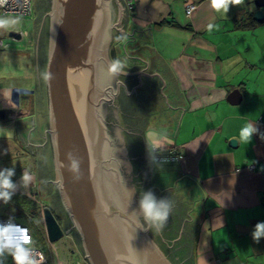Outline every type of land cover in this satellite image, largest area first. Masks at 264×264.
<instances>
[{"label": "water", "instance_id": "95a60500", "mask_svg": "<svg viewBox=\"0 0 264 264\" xmlns=\"http://www.w3.org/2000/svg\"><path fill=\"white\" fill-rule=\"evenodd\" d=\"M254 3L257 10L253 18L261 23L264 0ZM112 34L114 39L125 35V74H139L141 87L147 89L143 97L147 100L143 103L147 115L144 132L155 129L174 138L188 105L171 69L154 50L151 26L136 27L130 21L125 0H53L46 70L48 107L37 103V125L34 116L17 120V126H22L16 127L20 140L29 144L35 130L41 134L35 143L50 136L60 197L73 229L80 234L82 245L77 246L90 264H182L184 260L183 264H195L198 222L204 216L203 191L188 176L176 181L175 188L163 192L152 188L153 164L145 135L149 171L138 175L137 183L131 187V178H126L122 169L121 137L118 132L109 136L101 117L103 105L115 96L114 89L104 85L116 74L109 71L112 62L108 45ZM8 35L22 39L18 32ZM35 47L34 35V50ZM237 96H241L239 91L232 93L231 98ZM44 111L46 121L39 114ZM0 116H5L4 110ZM230 144L234 146L236 140ZM69 151L78 161L75 169L67 158ZM41 189L44 190L39 186L41 202H45ZM148 191L157 201L167 199L173 203L164 226L152 227L156 241L139 211L141 194ZM43 218L48 240L54 244L66 232L49 207L43 209ZM187 245L189 249L178 253L174 250ZM169 252L174 254V260L169 258Z\"/></svg>", "mask_w": 264, "mask_h": 264}, {"label": "crops", "instance_id": "0c3cea01", "mask_svg": "<svg viewBox=\"0 0 264 264\" xmlns=\"http://www.w3.org/2000/svg\"><path fill=\"white\" fill-rule=\"evenodd\" d=\"M188 3L196 5L191 17ZM127 6L136 27L151 26L154 50L188 105L174 138L155 129L144 132L153 164L151 187L163 192L188 176L203 191L195 264H264V238L259 243L252 238L255 225L264 222V21L253 18L254 0L230 5L228 12L213 9L210 0H132ZM237 91L241 96L231 98ZM22 95L11 108L2 105L0 127L16 128L17 120L37 116L33 97L25 106ZM10 111L13 125L6 119ZM248 122L258 132L250 142L241 141L239 131ZM3 140L2 148L6 144L12 152V137ZM173 149L183 156L180 161L156 160Z\"/></svg>", "mask_w": 264, "mask_h": 264}, {"label": "flooded vegetation", "instance_id": "af4514ba", "mask_svg": "<svg viewBox=\"0 0 264 264\" xmlns=\"http://www.w3.org/2000/svg\"><path fill=\"white\" fill-rule=\"evenodd\" d=\"M52 12L53 0H33L32 15L34 17V22L32 34L35 35L36 38V47L35 50H33V56L35 58V65L33 70L34 85L33 89L30 90L22 88L28 91L30 97H34V104L37 105V103H39L43 108L47 106L48 101L47 82L43 77V73H45L47 70V63L49 58ZM124 36L125 35L118 36V38L114 39V36L112 34V38L109 41L110 44L108 45V56L111 62L112 60H120L122 68L120 71L116 72V74L113 75L114 77L112 81L108 80V84L104 83L105 87L111 86L112 89H114L113 94L115 96H113L112 102L105 103L103 105L101 110V117L103 118V122L107 127L109 136H114L116 132H118L121 137L122 148H124V154L121 155L124 159L122 169H124L123 171L126 175V178H131L130 185L132 187V185H134L133 183L136 182V178L138 175H146L149 171V160L144 152V129L146 128L147 124V115L145 108H143V103H147V100H144L143 97H145V91H147V89L144 88L145 86L141 87L139 74H135L131 77L125 74V72L127 71V67L125 65L127 57L126 53L123 50L125 49ZM24 37L22 36V39ZM132 72L135 73V71ZM154 87V83H151V89H153ZM39 114H41L42 120L46 121L47 113L45 114L44 111L39 112ZM14 115L15 113H13V111H10L6 114V119H8V123L10 122L9 124L13 125L16 123H12ZM34 117L39 118V115L35 116L34 114ZM21 127L22 126L20 125V127L18 128ZM38 136H41V134L39 135V131L35 130V132H33L31 136L33 137V139L30 138L31 141L29 142V144L27 142H23V140H18L14 151L16 152V148L18 146L23 150L22 153L25 154V157L23 159V156L15 157L13 155L14 157H12L13 153L9 152L13 159L10 160V162H5L6 164L0 163V166L4 164V167H2L3 169L14 167L15 170L22 169L21 171H24L25 169H27L29 172H31L30 166L34 164L36 180L39 186L44 189H41V195L43 196L45 202H43L42 204V202H40V200L38 199V205L41 209L42 215L43 209L45 207H49L55 218L59 222L60 226L66 232L65 235H70L75 244L80 243L82 245L80 234L78 230L75 231L73 229L74 227L72 225V221L68 217L60 197L58 189V176L51 138L50 136L49 138L42 137V139L40 138L39 143H35V141L39 138ZM154 149L155 151H158L157 148L154 147ZM25 150L27 151V153H25ZM26 162H28V164ZM3 169L0 168V170ZM129 169L131 170L130 172H128ZM51 177L54 180H52ZM20 195H23V193H20ZM27 197L32 199V196L28 195ZM149 233L155 240V236L152 234V227H149ZM46 234L47 233H45V235ZM46 240L49 242L48 237H46ZM187 248L189 249L188 245L186 246V248L178 247L174 248V250L176 251V253H178L179 251ZM165 250L163 249L164 252ZM172 255L174 256L172 252L168 253L169 258H171V260H174L172 259ZM184 262L186 261L184 260Z\"/></svg>", "mask_w": 264, "mask_h": 264}, {"label": "rangeland", "instance_id": "374dc122", "mask_svg": "<svg viewBox=\"0 0 264 264\" xmlns=\"http://www.w3.org/2000/svg\"><path fill=\"white\" fill-rule=\"evenodd\" d=\"M3 15L6 14H3V11L0 9V16ZM19 17L20 22L18 24L10 25L6 30L0 29V38H2L5 44L8 45L7 47L0 48V90H11L12 88H26L29 90L33 89V70L35 65V58L33 56L34 35L32 33L34 17L32 14L30 16ZM9 32H18L21 34L22 32H24L28 35L21 40H16L9 37ZM22 97L27 98V101H25L23 104L25 106H29V103L31 102L29 101L30 94L25 93L22 95ZM34 103L35 99L33 97L31 103L32 113L37 112V107H35ZM2 105L3 104H0V109H3ZM9 135L10 137H12L14 146H16L19 140V134L18 132H16V128H14V126H9L7 128L0 127V144L3 143V139L8 138ZM7 148L8 146L6 144L3 148L2 145H0V163L6 164L5 162H10V160H12V157L14 156H23L22 159L25 157V154L22 153L23 150L20 149L18 146L16 148V152L19 155H17L16 152L13 150V154L11 153L12 157L10 154H7V152H9L7 151ZM25 153H27L26 150ZM26 163L28 164V162ZM4 164L1 165L0 168L4 167ZM30 167V174L33 175L34 179L27 189L22 186L21 182L15 183L18 179L21 180V176L23 173V171H21L22 169L15 170V176L13 177V181L15 184H18L15 194L20 195V193H23V195L21 196L29 195L32 196V200H35L36 198V201H38L39 199L41 202L39 185L36 180V173L34 172V164ZM153 182H155V180H153ZM21 196L17 197L15 200H13L12 198V200L9 201L7 204H5L3 201H0V217H9L13 215L15 216V214H17L19 211H22L24 216L30 214L32 210L31 208H29L28 205L29 198L27 196ZM23 222L26 223L25 220H23ZM35 235L37 236V238L35 237V244L39 246L46 254L49 259V264H55L57 262V258L62 259L65 264H74L76 259L82 254L77 244H75L70 235L63 236L59 241L55 242L54 244H51L46 239V241L43 242L42 240H40L39 234L34 233V236ZM0 264H11V255H9L7 251H5L2 256H0Z\"/></svg>", "mask_w": 264, "mask_h": 264}, {"label": "clouds", "instance_id": "9594fccd", "mask_svg": "<svg viewBox=\"0 0 264 264\" xmlns=\"http://www.w3.org/2000/svg\"><path fill=\"white\" fill-rule=\"evenodd\" d=\"M240 3L241 0H224L220 6H217L216 0H210V5L213 9L220 11L222 8L223 12H228L230 5H239ZM8 4L9 0H0V7H6ZM19 22V16L11 14L0 16V29L6 30L10 25H15ZM121 68V61L118 59L112 61L109 65V71L112 73L120 71ZM43 77L47 79L48 73H43ZM257 132L258 129L254 123L248 122L241 127L239 139L250 142L252 136ZM261 138L264 139V136ZM67 158L72 161V169L78 167V161L74 158L71 151L67 153ZM72 169H69V171H72ZM14 176V167L0 170V201H3L5 204L12 200L17 188V185L13 181ZM33 179V175L25 169L21 176L22 186L27 189ZM172 207V201L167 199L157 201L151 191L142 193L139 200V211L149 226L153 228H162L164 226L172 211ZM252 238L256 243H259L264 238V222H259L255 225ZM5 251L12 256L14 264H43L44 261L42 253L38 254L39 258H37V254L33 253L28 229L11 222V218L8 222L0 221V256Z\"/></svg>", "mask_w": 264, "mask_h": 264}, {"label": "built area", "instance_id": "2783aa9c", "mask_svg": "<svg viewBox=\"0 0 264 264\" xmlns=\"http://www.w3.org/2000/svg\"><path fill=\"white\" fill-rule=\"evenodd\" d=\"M126 2L128 3L129 7L132 5V0H126ZM32 8H33V0H9V4L6 7H0V9L3 11V14H11V15H16V16H30L32 14ZM195 9H196V5L194 3H188L186 6L187 17H191ZM21 35L24 37L27 34L22 32ZM7 46L8 45L5 44L4 40L0 38V48H4ZM25 93H28V91H26L25 89L1 90L0 91V104H3L4 107L11 108V106L15 102V97L20 96ZM155 158L158 161L168 162V161H180L183 158V156L179 152H177L176 149H173L170 151L169 154L163 155V156L157 155ZM248 169L254 170L255 166L251 165L248 167ZM18 182L20 183L21 180L18 179L15 183H18ZM9 220L10 218H6V217L0 218V221H3V222H8ZM11 222L21 225L24 228L28 229L29 235L31 237V247L33 249V253L37 254V258H39L38 254L42 253L44 256L43 264H49V259L46 256V254L43 252V250L39 246L35 244L36 241H35V236H34L32 229L28 225L17 222L13 219H11ZM57 261L58 262H56L55 264H65V262L63 260H59V258H57ZM11 264H14L12 256H11ZM74 264H90V263L81 254L76 259Z\"/></svg>", "mask_w": 264, "mask_h": 264}, {"label": "trees", "instance_id": "16d2710c", "mask_svg": "<svg viewBox=\"0 0 264 264\" xmlns=\"http://www.w3.org/2000/svg\"><path fill=\"white\" fill-rule=\"evenodd\" d=\"M19 196H21V195L14 194L13 195V200H15ZM21 197H24V196H21ZM262 198L264 200V194H263ZM29 199H28V201H29L28 205H29V208H31V210H32L30 214H28L27 216L26 215L24 216L23 212L19 211L17 214H15V216L13 215V216H9V217H6V218H11V219H13V220H15L17 222H20V223H23L25 225H28L32 229L33 233L39 234L40 235V240L45 242L46 241L45 240L46 239L45 225H44V222H43V215H42L41 209H40V207L38 205L39 203H38V201H36V198H35V200H32V199L29 200ZM62 209H63V207H62ZM23 220H25L26 223H24ZM35 237L37 238L36 235H35Z\"/></svg>", "mask_w": 264, "mask_h": 264}, {"label": "snow or ice", "instance_id": "6c2138e0", "mask_svg": "<svg viewBox=\"0 0 264 264\" xmlns=\"http://www.w3.org/2000/svg\"><path fill=\"white\" fill-rule=\"evenodd\" d=\"M223 3V0H216L217 6H220Z\"/></svg>", "mask_w": 264, "mask_h": 264}]
</instances>
